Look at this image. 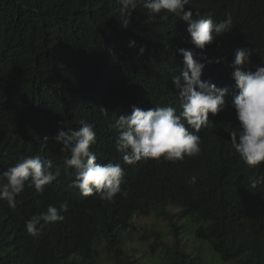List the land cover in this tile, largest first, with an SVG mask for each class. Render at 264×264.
<instances>
[{
	"label": "trees",
	"instance_id": "16d2710c",
	"mask_svg": "<svg viewBox=\"0 0 264 264\" xmlns=\"http://www.w3.org/2000/svg\"><path fill=\"white\" fill-rule=\"evenodd\" d=\"M118 8L116 0H0V172L22 154L62 162L66 153L54 139L59 125L78 129L87 120L97 133L91 150L97 157L105 150L108 162L121 164L128 193L113 203L82 199L69 188L71 169L62 171L55 191L38 194L26 186L15 210L0 201V264H264V212L256 206L264 193L258 189L253 201L243 179L249 168L216 117L212 128L197 133L198 156L120 162L112 116L131 114L133 105L179 112L171 82L183 67L178 49L205 63L204 81L208 64L206 52L185 40L186 22L149 18L138 8L125 30ZM185 10L214 20L230 12L234 28L223 42L252 48L254 67L264 60V0H191ZM65 200L63 221L37 237L27 234L28 219ZM154 215L148 226L134 221ZM131 237L144 247L130 251Z\"/></svg>",
	"mask_w": 264,
	"mask_h": 264
},
{
	"label": "clouds",
	"instance_id": "9594fccd",
	"mask_svg": "<svg viewBox=\"0 0 264 264\" xmlns=\"http://www.w3.org/2000/svg\"><path fill=\"white\" fill-rule=\"evenodd\" d=\"M116 3L117 19L125 30L130 28L138 8L146 10L149 18L158 17L167 22L171 15L186 22L185 40L191 39L200 55L206 52L202 59L208 64L207 81H204L201 77L205 63L195 59L191 50L178 49L183 67L179 75L171 77V82L177 90L179 103L173 102L177 107L180 104L179 112L170 105L147 109L133 105L131 114L112 116L109 127L118 130L115 149L122 155L120 162L129 166L146 159L175 163L198 156L202 139L197 133L202 128H212L216 117L218 124L229 132L231 147L249 168L243 179L252 189L254 201L258 189L264 193V60L254 67L252 48H234L223 42V35L234 28L232 14L226 12V18L221 20L199 10L194 15L191 10H185L191 0H116ZM134 46L135 41L130 42L129 47ZM140 51L143 53L144 49ZM101 111L107 117L108 111L103 108ZM79 123L78 129H66L64 123L58 127L54 139L62 145L60 151L66 153L62 162L54 164L39 155L22 154L0 172V201H6L15 210L17 198L26 186L38 194L55 191L54 182L62 171L69 169L73 176L69 188H74L82 199L98 196L101 201L113 203L118 195L127 197V191L121 187L125 175L121 164L108 162L111 157L105 150L98 157L91 150L97 142L95 123L87 120ZM211 159L215 160L213 156ZM97 160L107 163L100 164ZM222 181L220 178V186ZM59 202H50L43 212L28 219L24 225L27 234L37 237L49 224L63 221L65 217L61 213L68 211L69 203ZM256 206L264 212V199ZM166 207L175 210L170 203Z\"/></svg>",
	"mask_w": 264,
	"mask_h": 264
},
{
	"label": "rangeland",
	"instance_id": "374dc122",
	"mask_svg": "<svg viewBox=\"0 0 264 264\" xmlns=\"http://www.w3.org/2000/svg\"><path fill=\"white\" fill-rule=\"evenodd\" d=\"M157 220V218L155 217H137L134 221L136 224H138V228L144 227V226H148L151 225L154 220ZM129 250L132 251L134 249H136L138 246H142L144 247L143 243L139 242V241H134V237L129 239Z\"/></svg>",
	"mask_w": 264,
	"mask_h": 264
}]
</instances>
